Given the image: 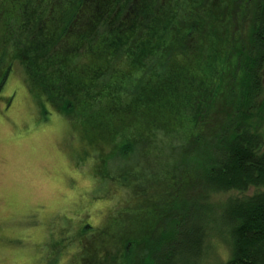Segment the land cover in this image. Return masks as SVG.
<instances>
[{
	"label": "trees",
	"instance_id": "1",
	"mask_svg": "<svg viewBox=\"0 0 264 264\" xmlns=\"http://www.w3.org/2000/svg\"><path fill=\"white\" fill-rule=\"evenodd\" d=\"M0 17V90L18 60L41 78L35 96L98 125L114 149L121 144L117 153L130 147V129L144 140L180 135L186 152L196 145L191 160L212 192L264 186V0H0ZM37 45L48 53L33 62L23 46ZM218 99L223 117L211 127L200 113ZM237 203L221 218L233 246L226 264H264V193ZM203 216L184 241L192 253ZM103 249H85L84 264H126Z\"/></svg>",
	"mask_w": 264,
	"mask_h": 264
},
{
	"label": "rangeland",
	"instance_id": "2",
	"mask_svg": "<svg viewBox=\"0 0 264 264\" xmlns=\"http://www.w3.org/2000/svg\"><path fill=\"white\" fill-rule=\"evenodd\" d=\"M249 19L239 16L243 38ZM0 27L1 36L3 17ZM36 47L23 46L33 62L48 53ZM2 49L0 42V58ZM40 81L16 60L0 90V264H84L87 251L94 257L103 246L126 264H226L233 246L221 218L264 186L212 192L191 160L196 145L186 152L180 135L144 140L130 129V147L117 153L121 144L114 149L98 125L35 96ZM123 84L131 91L136 80ZM222 103L200 113L211 127L222 121ZM201 214L206 234L192 253L184 241Z\"/></svg>",
	"mask_w": 264,
	"mask_h": 264
}]
</instances>
